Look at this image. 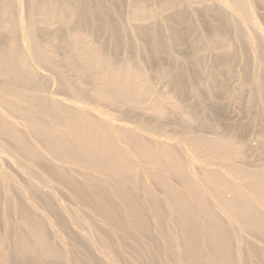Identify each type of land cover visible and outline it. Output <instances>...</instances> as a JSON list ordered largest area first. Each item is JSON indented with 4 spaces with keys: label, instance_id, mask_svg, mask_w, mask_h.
<instances>
[{
    "label": "bare ground",
    "instance_id": "bare-ground-1",
    "mask_svg": "<svg viewBox=\"0 0 264 264\" xmlns=\"http://www.w3.org/2000/svg\"><path fill=\"white\" fill-rule=\"evenodd\" d=\"M258 5L0 0V264H264V142L198 133L237 77L264 101Z\"/></svg>",
    "mask_w": 264,
    "mask_h": 264
},
{
    "label": "rangeland",
    "instance_id": "rangeland-1",
    "mask_svg": "<svg viewBox=\"0 0 264 264\" xmlns=\"http://www.w3.org/2000/svg\"><path fill=\"white\" fill-rule=\"evenodd\" d=\"M124 5L125 3H123V7L119 10V13H120V17L122 18V20L126 21L128 15H127V10H124ZM255 14L261 26L264 28V8L261 5L256 6ZM238 54L243 55L241 51H239ZM130 55L134 59L136 57L138 58L144 57L145 58L144 59L145 69L150 74H152L155 71L157 62H154V60L151 59L148 48L143 40L139 39L137 41V48L133 50L132 54ZM248 56L250 57L251 65L253 67L255 63L254 60H256V58L250 51H249ZM172 58H173V61H170V64L172 68H175V70H177L178 68L191 69L192 64L188 57V54L185 53L182 49L178 47H173ZM208 62H209V58H207V64ZM263 65H264V62H263ZM240 66H241V57L239 58L238 63H236V69L238 73H241ZM252 69L250 67L249 69L250 74H252L255 71L253 69V72H252ZM239 79L240 77H237L233 79L232 81H230L232 96L226 101V112L224 114V117H219V118L215 117L213 119L208 120L209 126L206 128H200L198 130V133H200V135H203L205 137L213 138L218 134L220 135L225 134L226 132L225 126L230 125L231 123H240V124L245 125L246 127L238 135V140L240 142L245 143L246 145L256 148L259 145H261V143L264 142V125H262L263 122L259 121V119L262 117L256 118L258 113H260L261 111L264 112V101L260 99L256 91V88H253V86H252L253 88L252 90L246 91L245 93H242L239 97H237L235 91L237 90L240 84ZM153 84L156 86L160 95H164V93L168 91V88L167 87L163 88L161 84H159L156 81L155 78H153ZM174 131H178V134H174L173 133ZM162 135H163V138L167 140L172 139V142H173V141H176L177 139H180V137L182 136V132L181 130H173L172 128L166 127L164 132H162ZM187 147L190 148L188 145ZM7 168L9 169V166ZM9 170L12 171L11 173L13 174L15 173L16 174V175L14 174L15 176L17 177L20 176L19 178H17L19 179V181L23 180L24 176H22V174H20L19 171L15 172V169H13V167L12 168L10 167ZM54 191L57 194L59 201L60 202L62 201L61 203H64L67 205H73L72 199L70 200L71 198L70 195L66 194V192L65 193L63 191L61 192V190L60 191L54 190ZM246 239L255 241V239H252L250 236H246ZM258 242L264 245L262 242L260 241Z\"/></svg>",
    "mask_w": 264,
    "mask_h": 264
}]
</instances>
